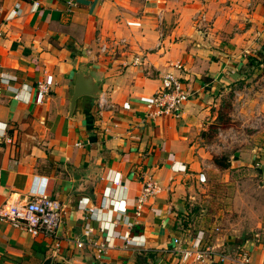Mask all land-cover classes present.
<instances>
[{
  "label": "crops",
  "instance_id": "obj_1",
  "mask_svg": "<svg viewBox=\"0 0 264 264\" xmlns=\"http://www.w3.org/2000/svg\"><path fill=\"white\" fill-rule=\"evenodd\" d=\"M258 55L264 0H0V205L43 192L64 205L54 239L0 223V264H181L200 233L217 256L208 264L244 253L264 264V130L225 144L227 168L214 163L221 148L209 134L230 91L250 82L259 87L245 122L264 114V64L247 61ZM177 63L189 99L178 118L154 116L147 100ZM82 66L101 96L72 109ZM44 79L53 86L38 103ZM147 179L163 191L136 217ZM125 221L139 244L114 237ZM107 239L113 247L98 258L88 242Z\"/></svg>",
  "mask_w": 264,
  "mask_h": 264
},
{
  "label": "built area",
  "instance_id": "obj_2",
  "mask_svg": "<svg viewBox=\"0 0 264 264\" xmlns=\"http://www.w3.org/2000/svg\"><path fill=\"white\" fill-rule=\"evenodd\" d=\"M37 6V4H35ZM33 11V10H32ZM19 15V8L16 6L10 11L7 16V21L13 19ZM199 24L205 23L204 17H201ZM128 27L140 28V22L127 21ZM107 46L101 43L100 52L105 53ZM173 71L166 72L161 77V88L147 101L148 107H153L154 116H173L178 118L180 111L184 103L189 99V94L185 89V84L182 82V77L176 74L175 71L179 72L183 70L181 64L177 63L172 66ZM53 84L44 79L36 83V102L41 103L43 98L50 92ZM259 87V86H258ZM262 88V87H261ZM1 93V90H0ZM234 94L238 97L240 104L245 102L248 98L246 89L240 93L234 91ZM14 99H20V92L14 93ZM100 107H109L105 101L100 103ZM257 124L261 125L264 122V115L257 113ZM257 128V127H256ZM258 129V128H257ZM219 137L226 139L227 137L233 138V134L224 135L219 132ZM80 146V144H78ZM263 162L258 157L254 163L257 168H262ZM163 191V188L151 179H147L143 182L141 191L136 199L132 203V209L136 217H140L144 207L148 202L155 198L158 194ZM121 212L126 211V204H121L117 207ZM153 213H158V210L152 209ZM64 205L57 199L52 198L47 193H40L32 195L31 198L22 203H9L6 202L0 205V223L10 225L12 228L21 230L29 234L33 238H56V232L63 221ZM126 231L122 234H116L114 237L124 241L126 245L139 244V238L131 236L132 223L124 222ZM91 231L88 224L84 226V233L89 234ZM202 235L199 234L196 239L192 240L190 247L181 252L180 263L181 264H208L215 260L216 253L212 249H205L201 245ZM112 241L109 239L101 243L88 242V245L93 248L96 255H101L107 250L112 248ZM174 245H180L178 239H174ZM85 245L83 242L77 243V248H82ZM59 245L55 243L53 250L56 251ZM252 258L248 253H244L240 257L236 256L229 259L226 256H219L218 262L223 264L230 261L235 264H252Z\"/></svg>",
  "mask_w": 264,
  "mask_h": 264
},
{
  "label": "rangeland",
  "instance_id": "obj_3",
  "mask_svg": "<svg viewBox=\"0 0 264 264\" xmlns=\"http://www.w3.org/2000/svg\"><path fill=\"white\" fill-rule=\"evenodd\" d=\"M264 73V71H263ZM258 79V77L256 78ZM255 80V79H254ZM255 82H250L248 85L254 86L255 89L258 88V85H255ZM257 87V88H256ZM243 89H246V93L248 95V98L245 102H242L240 104L238 100V97L234 94V91L242 92ZM255 89H253V87L250 89L249 87H241L239 89H232L230 91V96L228 97V101H227V105L225 107V111L227 112V116H228V123L229 126H226V124L222 125L220 128L217 129V131H215L212 136H211V140L212 143L214 145L221 148V150H217V154H218V158H223V152H225L224 146L225 144H236L239 143L240 140H242V138L245 136L246 133H251V132H255V130L260 131V130H264V122L261 125H256L257 124V113H253L251 115L250 121L249 122H245V118L244 116L247 115V108L248 105L250 106V103L252 101L253 98V94L256 91ZM259 114L264 115L263 113L259 112ZM258 129H257V128ZM255 129V130H254ZM219 132H222L224 135H229V134H233V138L227 137L226 139H222L221 137H219ZM247 135V134H246ZM263 199H264V195H263Z\"/></svg>",
  "mask_w": 264,
  "mask_h": 264
},
{
  "label": "water",
  "instance_id": "obj_4",
  "mask_svg": "<svg viewBox=\"0 0 264 264\" xmlns=\"http://www.w3.org/2000/svg\"><path fill=\"white\" fill-rule=\"evenodd\" d=\"M83 96H88L91 98H99L101 96L99 86L95 83L92 76L86 72V68L84 66L80 67L76 75L74 93L71 100L72 109L75 105V101ZM263 179H264V175H263ZM73 191H75V189ZM90 191L86 194L92 197ZM43 264H50V261L47 260Z\"/></svg>",
  "mask_w": 264,
  "mask_h": 264
},
{
  "label": "trees",
  "instance_id": "obj_5",
  "mask_svg": "<svg viewBox=\"0 0 264 264\" xmlns=\"http://www.w3.org/2000/svg\"><path fill=\"white\" fill-rule=\"evenodd\" d=\"M247 61H248V66H250L251 68H256L264 64V55H258L257 57H249ZM227 118H228L227 112L225 110H222V112L218 116L217 124L212 126L209 131L210 136H212V134L215 131H217V129L220 128L222 125L226 124V126H229V123H228L229 120ZM213 161L219 167H222V168L228 167L227 164L225 163L224 158L214 157Z\"/></svg>",
  "mask_w": 264,
  "mask_h": 264
}]
</instances>
